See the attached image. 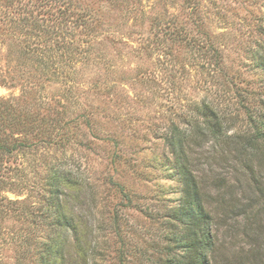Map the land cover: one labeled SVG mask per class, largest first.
Listing matches in <instances>:
<instances>
[{
  "label": "rangeland",
  "instance_id": "374dc122",
  "mask_svg": "<svg viewBox=\"0 0 264 264\" xmlns=\"http://www.w3.org/2000/svg\"><path fill=\"white\" fill-rule=\"evenodd\" d=\"M263 60L264 0H0V99L17 98L19 110L57 126L49 143L33 137L36 148L12 155L1 195L20 212L41 209L53 169L67 170L87 189L77 197L71 183L66 199L60 185L66 206L92 211L98 224L115 212L131 262L164 264L160 246L183 230L172 212L182 193L169 127L200 125L201 112L220 115L230 132L248 127L249 115L264 111ZM199 134L200 147L189 138L184 146L213 216V264H264V188L247 187L249 173L235 161L206 159L213 140ZM61 136V145L50 143ZM258 178L264 184V171ZM214 179L225 184L220 208ZM251 199L249 215L228 206ZM25 214L0 217V264L16 263L19 236L45 235ZM109 244L114 260L118 244Z\"/></svg>",
  "mask_w": 264,
  "mask_h": 264
},
{
  "label": "trees",
  "instance_id": "16d2710c",
  "mask_svg": "<svg viewBox=\"0 0 264 264\" xmlns=\"http://www.w3.org/2000/svg\"><path fill=\"white\" fill-rule=\"evenodd\" d=\"M46 1L52 5L58 0ZM57 20V17L48 19L49 23ZM51 34L53 35L54 31ZM63 40V49L66 48L67 53L70 54L65 38ZM206 40L202 43L208 42L207 48H212L211 38ZM262 65L264 67V60ZM17 103L18 99L14 97L0 99V211H2L0 217L15 218L27 213L25 215L31 216L29 223L34 227L43 228L45 226V235L37 236L28 231L25 236H19V239L15 241L19 248L15 264H134L135 262H131L133 254L128 252L129 246L126 249L125 239L122 238L121 216L114 212L112 217L98 224L95 223L97 219L92 218V211L89 215L75 214L73 207L69 208L61 201L60 185L68 188L62 192L66 199H71L69 197L71 194L67 193L70 191L71 183L75 185L77 197L78 194H84L87 189L82 178L74 180L67 170H61L58 167L53 169V173L49 177L50 194L41 209L38 207L27 212H20L16 205L17 202L1 195V190L10 185L8 184L9 179L12 178L9 175L11 167L5 165L9 160L12 162V155L36 148L37 143L34 145L30 141L33 137H38L42 142L49 143L51 134L57 127L56 123L53 125L55 120L44 123L43 119L39 120L35 114L25 112L23 109L19 110L18 106L15 107ZM241 106L244 107L242 101ZM259 107L264 109V102H260ZM201 113H204L206 117L200 125L180 128L174 123L169 127V145L174 155L173 168L181 185L182 193L180 202L172 207V212L183 230L178 235L166 236L171 243L168 242L160 246L164 251L163 253L157 252L156 260L162 261L164 264H213L214 262V258H211L212 250L216 246V240L211 230L213 216L202 197L204 187L201 182L203 179L195 175L194 170L190 168L191 161L194 159H190L185 151L184 143L188 138L189 145L200 147V144H196L195 139L200 136L199 132L203 131L205 136L213 140L212 148L206 151L209 155L204 156L206 159L216 155L214 159L220 162H230L231 164L235 161V164L238 165L235 166L238 168L235 169L236 171L249 173V177L247 176V181H245L247 187L252 191L258 189L262 191L264 188V184H261V180L258 178L264 171V111L260 109L253 112L249 115L250 125L248 127H239L240 129L236 128L232 132L221 123L222 117L217 113L208 115L205 112ZM63 139L66 138L61 136L58 140L50 143L61 145L60 141ZM212 169L215 168L210 166V170ZM8 177L9 179H7ZM108 183L119 194L121 200L128 202L131 200L130 194L122 185L111 178ZM212 185L220 196V199L215 198L219 205L217 207L220 208L226 194V192H222L225 187L224 181L214 179ZM253 200L256 199H251L248 204L234 205L233 203L228 206L239 207L242 214L249 215L254 207ZM175 218L172 219L176 221ZM111 237L115 238L118 244L114 260L112 256L110 259ZM175 247L182 249L183 252L178 253L177 250L174 252Z\"/></svg>",
  "mask_w": 264,
  "mask_h": 264
}]
</instances>
